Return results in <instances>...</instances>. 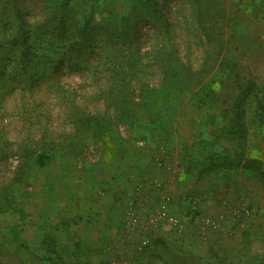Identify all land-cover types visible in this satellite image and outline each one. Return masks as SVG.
<instances>
[{"label":"rangeland","instance_id":"rangeland-1","mask_svg":"<svg viewBox=\"0 0 264 264\" xmlns=\"http://www.w3.org/2000/svg\"><path fill=\"white\" fill-rule=\"evenodd\" d=\"M52 1L17 0L10 22L0 18L4 264H81L92 203L107 196L123 209L106 239L115 264L142 237L182 258L221 240L235 251L229 264L251 262L264 246V0H155L159 16L132 23L140 12L125 0H70L60 46ZM37 38L47 52L21 66L19 42ZM244 90L242 156L259 170L238 166L228 134ZM123 196L137 198V227ZM155 229L164 233L150 239Z\"/></svg>","mask_w":264,"mask_h":264},{"label":"crops","instance_id":"crops-1","mask_svg":"<svg viewBox=\"0 0 264 264\" xmlns=\"http://www.w3.org/2000/svg\"><path fill=\"white\" fill-rule=\"evenodd\" d=\"M107 197H108L107 199H104L102 201L98 200L97 203L94 201V203H92L93 205L92 212L89 213L91 215L88 216L91 217V220L93 222L92 225H94V227L90 230L91 236L89 237V240L85 239L88 238L87 234L83 233L84 236L81 237L83 240V243L81 244V248H83V251L81 253L82 254L81 264H115L116 262L115 258L117 257L115 253L116 251L115 248L117 245L115 244V242L113 241L110 242L109 240L106 239L109 232H111L113 235L115 234V236H117V233L121 232L120 229L117 230L119 226L117 223H115V220L118 221V219L120 218L119 213L117 214V212L123 211V209L122 207H120L119 202H116V200H114L116 196L115 197L107 196ZM95 198L98 199V197L94 196L93 199ZM93 199L90 201L92 202ZM121 200L125 202L124 204L125 206L129 207L127 210H130L133 209L132 207L133 202L137 201V198L136 196H123ZM143 200L140 199L139 201H143ZM106 202L107 203L109 202L108 206H102V204H106ZM80 208L82 211L84 206ZM83 214H84L83 216H87V213L84 212ZM104 216L108 217L106 221H102L101 217ZM151 217L152 216H149L147 212L144 213L143 219H146L144 220V222L147 221L145 227L150 226L148 228L149 230L153 228L152 227L153 223L149 224L148 221L150 220ZM111 228L112 230H110ZM152 232L153 233L150 232L151 233V235L149 236L150 239L157 237L159 234L164 233L161 231L157 232V229L153 230ZM142 239L144 240L145 238L142 237L141 242H137L135 246L133 243L127 246L128 248H125L123 246L120 247L125 250L128 249L127 251L129 253L125 255V260L127 261V264H229V261L233 259L232 258L233 254H235L234 253L235 251L229 253L227 249L229 246L225 242L219 240L217 242H213L212 245L209 244L208 246H198L196 249H201L199 251V255L194 256L192 258H182L175 254H173L172 257L171 255L164 257L163 256L164 246L162 245V242L161 243L159 241L155 242L153 240V242L148 244V241L142 242ZM17 248L19 249V246H17ZM0 249H2L1 246ZM192 249H195V247L192 246ZM3 251L4 248L2 249V252ZM137 251L139 252L137 253ZM123 253L124 252H122V254ZM261 253H264V246L257 244L256 250L251 253V255H253V257L251 258V262L248 261L250 259H248V257L246 258L247 255H245L246 260L244 258L240 264H261V262H264L263 260L261 261L260 258ZM236 259H241V258L237 257ZM0 264H4V260L2 259L1 254H0Z\"/></svg>","mask_w":264,"mask_h":264},{"label":"trees","instance_id":"trees-1","mask_svg":"<svg viewBox=\"0 0 264 264\" xmlns=\"http://www.w3.org/2000/svg\"><path fill=\"white\" fill-rule=\"evenodd\" d=\"M69 1L70 0H53L52 2H50L51 3L50 10H53L54 13L53 16H55V19H52L50 17V19L52 20L51 32L53 33V35L58 36V40H57L58 46L62 45L63 37L66 35L67 32H69L68 31L69 28L73 26V25H69L67 27V22L69 21V18H71V11L67 10L66 8ZM125 1H127L128 7L133 6L134 8L138 9V11L140 12L139 14L131 15L132 17L130 20L131 23L133 22V19H138L140 17L147 18L149 16L153 18L159 16V9L155 0H125ZM0 2L2 4L0 8V18L1 16H5L6 19L9 21L10 18L7 15L12 14L11 12L18 10V2L17 0H0ZM14 17L12 18V20L14 19ZM76 28L78 29L80 36L83 33H88L86 26L76 24ZM0 29L2 28L0 27ZM22 29H23V25L18 24L17 30L22 31ZM121 33L122 34L128 33L126 26L121 30ZM42 39L43 38L40 39L37 38L35 44L33 45L27 43L26 40H22L21 42H19V50H20L19 62L21 66L28 67L32 64L37 65L38 62H34L35 59H38L41 53L47 52V50L42 49V45L44 44V41ZM122 42L126 43L128 41L123 40ZM55 43L56 42L52 40V42L50 43L47 42L46 46L48 47L49 50L54 49L52 46H54ZM73 43L75 47L79 46L78 40H74ZM247 94H248L247 90L242 91L240 95L235 99L232 105V122L228 130V134L231 140L233 141L234 146L240 151L241 154V158L240 161L238 162V166L246 170H259L260 163L257 160L246 159L244 156H242V150H241V147L245 142V132H244L243 120H242V109Z\"/></svg>","mask_w":264,"mask_h":264},{"label":"built area","instance_id":"built-area-1","mask_svg":"<svg viewBox=\"0 0 264 264\" xmlns=\"http://www.w3.org/2000/svg\"><path fill=\"white\" fill-rule=\"evenodd\" d=\"M157 167H161V163L160 162H158V163H156L155 164ZM126 216H127V218H128V220H129V226L130 227H132V228H134V227H137V226H139L140 225V221H139V219L136 217V213H135V211L134 210H127L126 211ZM149 221V224H152V223H154V220H152V219H150V220H148ZM147 222V221H146ZM146 222H143V224H141V226L140 227H145V224H146Z\"/></svg>","mask_w":264,"mask_h":264}]
</instances>
